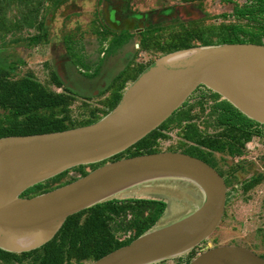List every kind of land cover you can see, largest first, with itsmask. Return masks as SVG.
<instances>
[{"label":"water","instance_id":"water-1","mask_svg":"<svg viewBox=\"0 0 264 264\" xmlns=\"http://www.w3.org/2000/svg\"><path fill=\"white\" fill-rule=\"evenodd\" d=\"M200 85L264 125V44H206L168 52L149 63L116 106L97 121L0 137V249H37L56 235L68 216L133 187L166 180L195 185L201 204L89 264H156L182 257L206 240L222 219L227 186L210 164L179 151L106 161L69 183L21 196L68 169L126 150L171 116ZM187 264H264V258L242 245L222 244L202 250Z\"/></svg>","mask_w":264,"mask_h":264},{"label":"trees","instance_id":"trees-1","mask_svg":"<svg viewBox=\"0 0 264 264\" xmlns=\"http://www.w3.org/2000/svg\"><path fill=\"white\" fill-rule=\"evenodd\" d=\"M54 1L56 4L61 2ZM226 1L232 2L233 7L231 13H225L222 17H232L233 20L228 24H222L223 28L219 26L223 33H219L216 40L203 37V34L208 33V27L194 26L191 22L185 24L183 21L169 26L159 22L151 23L139 32L140 48L145 50L153 48L165 54L196 45L239 42L264 44V0H243L241 3L235 0ZM15 2L19 4V17L12 23L8 22L6 15L9 6ZM41 3L42 0H0V32L25 27L42 30L43 21L37 19ZM163 31L168 33L166 37L162 36ZM216 32H219L218 29ZM101 33L106 36L109 32L104 30ZM112 35L115 46L122 44L124 35ZM44 38L46 31L43 30L42 33L30 37L28 43L36 44ZM152 61L140 63L134 68L126 66L108 85L111 96L108 97L107 108H101L100 112L93 109L87 119L74 124L70 119V106L80 92L65 85L54 70L50 75V82L62 88L59 92L40 82L32 71H27L18 78L12 77L14 64L0 59V137L60 131L93 123L116 106L122 96V90L126 87V81H133ZM200 89L199 99L194 105H190V98ZM207 92L211 96L209 115L219 129L213 134L204 131L205 127H201L197 119L200 114L192 112L195 106H200L203 112V100ZM187 105L188 108L180 111ZM263 128L264 125L245 116L219 94L200 85L171 116L126 150L98 163L68 169L29 187L21 196L32 197L69 183L106 161L161 152L160 146L157 145L160 140L168 138V135L176 136V133L181 139L178 142L179 147L168 151H183L186 148L184 153L213 164L209 158L205 159L204 155L196 151L210 150L208 155H211V151H229L230 154L239 152L240 147L236 145L242 142L239 137L256 135L264 138ZM165 129L170 132L173 130L174 134L166 132ZM165 206L166 203L162 200L113 197L68 216L56 235L37 249L22 253L0 249V261L7 264H82L86 260L92 262L153 227L163 214ZM117 232H130L131 235L126 239H120L116 235ZM196 248L197 246L186 254L188 258L186 264L196 256Z\"/></svg>","mask_w":264,"mask_h":264},{"label":"rangeland","instance_id":"rangeland-1","mask_svg":"<svg viewBox=\"0 0 264 264\" xmlns=\"http://www.w3.org/2000/svg\"><path fill=\"white\" fill-rule=\"evenodd\" d=\"M60 1L56 4L54 0H42L37 17L38 21H43L42 30L25 27L1 31L0 59L14 64L12 77L18 78L27 71H32L40 82L59 92L62 88L50 82V75L54 70L61 80L64 79L62 81L65 85L80 92L70 106L71 122L78 124L87 119L93 109L100 112L101 108H107L106 103L111 96L108 85L126 66L134 68L140 63L155 60L163 53L153 48L145 50L140 46L139 51L132 50V48L136 50L137 47L133 44H138L139 38L137 31L134 30L136 24L129 29H119L120 25L110 28L106 21L107 15L115 19L112 6L114 2L109 0ZM235 1L241 3L243 0ZM132 2L129 10L136 11L173 5L175 6L173 14L166 8L162 9V12L166 11L169 15L162 18L163 25L169 26L183 21L185 24L191 22L194 26L208 27V33L204 32L203 37L211 40H216L219 33H223L222 24H228L233 20L232 17H222L225 13H231L233 7V3L226 0H133ZM18 8L19 4L16 2L9 6L6 15L8 22L14 23L18 19ZM176 11L178 17L174 18L172 16L176 15ZM117 17L121 21L124 19L121 13H118ZM217 29L219 32H216ZM43 30L46 31V38L36 44L28 43L30 37L42 33ZM104 30L109 32L106 36L101 33ZM125 31L132 33V39L123 41L121 47L115 46L112 34ZM167 35V32H162V36ZM130 82L131 80L126 81V87ZM200 91L201 89L196 91L190 98V105H194L199 99ZM210 100L211 96L207 92L203 100V112L200 106L192 107V112L200 114L197 119L199 125L205 127L204 131L207 130V133L213 134L219 129L209 115ZM186 108L188 105L180 111ZM165 131L170 132L168 129ZM171 132L174 134L173 130ZM240 138L242 142H238V146L241 157H233L226 152L215 155L218 168L227 174L225 209L219 225L206 240L197 246L195 255L213 246L233 244L247 247L264 257V138L256 135L250 137L243 135ZM179 141L181 139L176 133V136L168 135V138L161 139L157 145L160 146L161 151H168V149L179 147ZM239 172L244 179L236 176L237 173L240 174ZM115 198L165 201L164 212L153 226L159 227L172 223L195 210L201 204L202 194L191 183L166 180L133 187L116 195ZM116 235L120 239H126L131 233L117 232ZM187 259V255H184L156 264H186ZM89 263L91 262L86 260L82 264ZM0 264L7 263L0 261Z\"/></svg>","mask_w":264,"mask_h":264},{"label":"flooded vegetation","instance_id":"flooded-vegetation-1","mask_svg":"<svg viewBox=\"0 0 264 264\" xmlns=\"http://www.w3.org/2000/svg\"><path fill=\"white\" fill-rule=\"evenodd\" d=\"M132 1L133 0H109V2H114L115 3V4L112 5L114 7L115 19L114 18L111 19L108 15H107V21L105 19V21L110 26V28L111 27L115 28V27L120 25L121 27L119 29H124V28H128L129 29L134 24H136V27L134 28V30H136L137 34L139 35V32L144 29V27H142V26H148L151 23L152 24H156V23H159V22H163L162 18L169 17V15H168V13L166 11L162 12V9L166 8V9H168L167 11H172L171 12L172 14L175 11V6H173V5H166V6H163V7H160V8H156V9H152V10H140V11L139 10L138 11L129 10V7L132 6V4H133ZM107 13H109V11ZM118 13H121L124 16L123 21L118 19V17H117ZM175 13H176V15L172 16L174 18H176V16L178 17L177 11ZM172 17H171V19H172ZM128 32L129 31H125L123 33H119V34H122V35L125 36V37L123 36L124 37L123 41H125V42L129 41L133 37L131 35L132 33H128ZM123 43L120 44V47H121V45H123ZM133 45H136L137 48H136V50H135V48H132V50L133 51H139V38H138V44L134 43ZM62 80L64 81L63 78H62ZM169 133H171V132H169ZM236 145H238V144H236ZM185 150H186V148H184L183 151L179 150V152L184 153ZM209 152H210V150H208V152H207L206 149H204V150L200 149V150L196 151V153L202 154V156L204 155L205 159L209 158V160L212 161L213 164H211V163H208V164H210L213 168H215L217 170V172L223 177L225 183L227 184V182H228V180L226 178L227 174L224 173L221 169L218 168V165L215 163V155L216 154L217 155H219V154L222 155V152H226L227 154L230 155L229 151H222V152H218V151L213 152V151H211V155H213L212 158H211V155H208ZM231 155H233V157H241V155H239V152H235V153H233ZM241 174L242 173H240V174L237 173L236 176L239 179H244V177Z\"/></svg>","mask_w":264,"mask_h":264},{"label":"clouds","instance_id":"clouds-1","mask_svg":"<svg viewBox=\"0 0 264 264\" xmlns=\"http://www.w3.org/2000/svg\"><path fill=\"white\" fill-rule=\"evenodd\" d=\"M264 258V257H263Z\"/></svg>","mask_w":264,"mask_h":264}]
</instances>
